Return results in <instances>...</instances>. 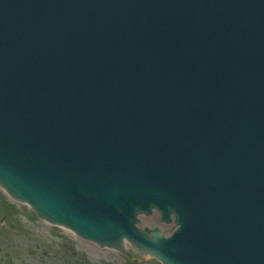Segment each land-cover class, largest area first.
Returning a JSON list of instances; mask_svg holds the SVG:
<instances>
[{"label":"water","instance_id":"95a60500","mask_svg":"<svg viewBox=\"0 0 264 264\" xmlns=\"http://www.w3.org/2000/svg\"><path fill=\"white\" fill-rule=\"evenodd\" d=\"M0 185L123 253L264 264V0H0Z\"/></svg>","mask_w":264,"mask_h":264},{"label":"rangeland","instance_id":"374dc122","mask_svg":"<svg viewBox=\"0 0 264 264\" xmlns=\"http://www.w3.org/2000/svg\"><path fill=\"white\" fill-rule=\"evenodd\" d=\"M157 217L147 219L153 226ZM173 225L162 227L169 233ZM0 264H162L141 257L133 249L128 255L82 240L69 229L54 226L33 209L14 201L0 188Z\"/></svg>","mask_w":264,"mask_h":264}]
</instances>
